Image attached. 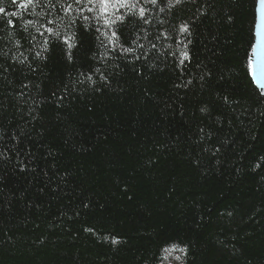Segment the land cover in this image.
<instances>
[{"label": "trees", "instance_id": "obj_1", "mask_svg": "<svg viewBox=\"0 0 264 264\" xmlns=\"http://www.w3.org/2000/svg\"><path fill=\"white\" fill-rule=\"evenodd\" d=\"M255 1L0 0V264H264Z\"/></svg>", "mask_w": 264, "mask_h": 264}, {"label": "snow or ice", "instance_id": "obj_2", "mask_svg": "<svg viewBox=\"0 0 264 264\" xmlns=\"http://www.w3.org/2000/svg\"><path fill=\"white\" fill-rule=\"evenodd\" d=\"M12 2L17 3V0H12ZM87 2L92 3L93 0H87ZM125 2L126 0H96V3L100 8V11L104 14H107L110 5H114V4L123 5ZM153 2H155V0H153ZM33 3L34 0H19V6L21 8H27L29 5H32ZM75 3L79 4L81 3V0H75ZM259 4L261 6V23L264 24V0H259ZM68 7L70 8L71 5H69ZM4 11L5 9L3 7H0V13H3ZM89 11H91L90 8ZM12 15H16V13H13ZM85 19H87V17H85ZM11 23L12 21H9V24ZM49 23H51V21H49ZM105 23H108V21L106 20ZM256 34L258 37H260V42L264 43V31H258ZM68 47H72V45L68 44ZM255 79L259 83L260 87L264 88V62L258 61V68L255 73Z\"/></svg>", "mask_w": 264, "mask_h": 264}, {"label": "water", "instance_id": "obj_3", "mask_svg": "<svg viewBox=\"0 0 264 264\" xmlns=\"http://www.w3.org/2000/svg\"><path fill=\"white\" fill-rule=\"evenodd\" d=\"M258 31H264V24L261 23V6L259 0L255 1V23L253 29V43L250 53L251 79L254 85L264 94V88H261L255 79V73L258 68V61L264 62V43L260 42V37L257 36ZM255 46V47H253Z\"/></svg>", "mask_w": 264, "mask_h": 264}, {"label": "rangeland", "instance_id": "obj_4", "mask_svg": "<svg viewBox=\"0 0 264 264\" xmlns=\"http://www.w3.org/2000/svg\"><path fill=\"white\" fill-rule=\"evenodd\" d=\"M183 254L179 247H168L163 251L159 264H183Z\"/></svg>", "mask_w": 264, "mask_h": 264}]
</instances>
